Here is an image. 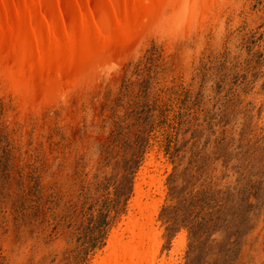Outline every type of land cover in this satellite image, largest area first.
I'll return each mask as SVG.
<instances>
[{
    "label": "rangeland",
    "instance_id": "rangeland-1",
    "mask_svg": "<svg viewBox=\"0 0 264 264\" xmlns=\"http://www.w3.org/2000/svg\"><path fill=\"white\" fill-rule=\"evenodd\" d=\"M212 14L146 32L40 110L0 80V264L104 259L134 185L154 193L156 177L158 260L264 264V0Z\"/></svg>",
    "mask_w": 264,
    "mask_h": 264
},
{
    "label": "bare ground",
    "instance_id": "bare-ground-1",
    "mask_svg": "<svg viewBox=\"0 0 264 264\" xmlns=\"http://www.w3.org/2000/svg\"><path fill=\"white\" fill-rule=\"evenodd\" d=\"M217 2L0 0L3 88L22 111L40 110L54 100L94 85L97 74L131 52L146 32H160L166 38L171 29L182 35L196 31L214 14ZM152 179L158 191L160 179ZM155 192H144L141 184L134 185L136 197L128 205L125 222L108 236L107 256L93 264H168L164 257L157 259L160 243L153 219L159 201L152 198ZM143 197L145 203L141 201Z\"/></svg>",
    "mask_w": 264,
    "mask_h": 264
}]
</instances>
